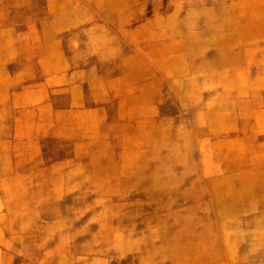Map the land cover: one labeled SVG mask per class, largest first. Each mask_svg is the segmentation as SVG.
I'll list each match as a JSON object with an SVG mask.
<instances>
[{
    "label": "rangeland",
    "instance_id": "rangeland-1",
    "mask_svg": "<svg viewBox=\"0 0 264 264\" xmlns=\"http://www.w3.org/2000/svg\"><path fill=\"white\" fill-rule=\"evenodd\" d=\"M0 264H264V0H0Z\"/></svg>",
    "mask_w": 264,
    "mask_h": 264
}]
</instances>
